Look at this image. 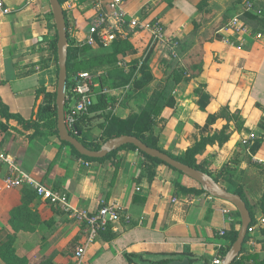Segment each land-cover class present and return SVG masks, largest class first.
<instances>
[{"label":"crops","instance_id":"1","mask_svg":"<svg viewBox=\"0 0 264 264\" xmlns=\"http://www.w3.org/2000/svg\"><path fill=\"white\" fill-rule=\"evenodd\" d=\"M234 1L124 0L131 14L164 24L179 41L178 56L153 43L149 32L130 29L117 40L129 46L118 54L117 64L122 59L129 64L136 59L148 64L160 81L172 61L181 59L184 74L173 93L176 105L164 108L156 120L158 145L181 156L202 137L224 130L227 139L207 145L197 160L221 175L222 187L243 190L258 227L254 233H247L249 238L239 256L252 254L262 261L264 32L257 35L251 28L242 49L222 40L224 27L243 11L245 0ZM4 2L11 12L0 11V98L12 116L0 118L5 125L0 126V150L14 159L22 174L66 192L72 206L95 212L104 203L116 202L121 218L88 246L78 263L74 251L86 240L83 224L38 197L31 184L6 185L4 179L11 171L8 164L1 163L0 245L13 239L17 264H157L160 260L186 257L191 264H214L219 256L223 261L222 249H227L230 234L234 229L239 232L242 224L241 215L231 202L201 191L197 181L164 164L157 166V173L150 180L143 164L145 156L138 149H121L105 161L86 160L62 143L59 135L49 134L43 121L45 134L24 125L19 118H36L43 99L40 90L57 89L58 66L53 62L39 69L37 64L49 54L44 40L53 39L57 27L49 0ZM260 4L264 9V0ZM62 6L69 40L80 46L95 15L92 0H64ZM205 29H209V34ZM192 38L202 40L199 51L185 47L184 43ZM112 45L89 46L80 57L90 59L111 53ZM108 70L103 66L96 73L102 76L103 88L108 89L109 104L105 111L88 114L86 133H82L88 142L103 135L100 124L106 113L128 118L145 106L155 87L152 84L142 99V92H135L130 83L119 84L120 73ZM252 133L256 138L249 147L243 140ZM259 139L261 144L253 152ZM180 185L192 190L185 192ZM189 196L195 198L191 203L172 202L173 197ZM0 264L8 263L0 258ZM241 264L256 263L246 259Z\"/></svg>","mask_w":264,"mask_h":264},{"label":"trees","instance_id":"2","mask_svg":"<svg viewBox=\"0 0 264 264\" xmlns=\"http://www.w3.org/2000/svg\"><path fill=\"white\" fill-rule=\"evenodd\" d=\"M61 3L64 2V0H60ZM257 9L261 7L260 0H257ZM261 9V8H260ZM66 14V11H65ZM243 18L249 26L252 28V31L254 33H262L264 32V9H261V12H247L243 15ZM68 27V25H67ZM69 37V35H68ZM57 41H58V33L57 30L55 32V36L53 39L44 40V46L50 49V52L47 56L41 58L38 61L39 69H44L52 65L54 62L58 66V52H57ZM113 51L108 54H104L101 56L91 57L90 59H81L80 54L82 52H85L88 50V45H80L75 46L73 43L69 40V46H68V60H67V102H66V112L69 107V103L71 101L72 97V87L75 83L74 76L82 70H91L90 72L96 74L100 72V67L107 66L109 69V72L118 74L120 73L122 75L120 85H126L128 83H132L133 89L135 92H142L145 91L148 87L155 86L154 90L152 91L151 95L147 99V102L145 106L139 111L132 113L128 118H122L118 115L113 114L112 112H108L105 114V120L103 123L100 124L103 135L100 137V139L88 142L87 139L84 137L82 133H86V130L84 128L85 122L87 120V116L91 112L96 111H105L108 108L109 104V97L107 93H99L97 98V102L94 103L88 112H85L81 115H78L76 117V120L71 128L72 134L77 135V133L81 132V134L78 136V139L88 148L90 149H99L101 145L107 141L110 138L118 137L120 135L126 134V135H133L138 138H140L144 143L149 145L150 147L160 149L164 151L159 145H158V137L155 133V125L156 120L158 116L163 112L164 108L166 107H175L176 105V99L174 97V90L178 84V82L181 79V76H183V72H177L176 69H174L171 72H167L165 78L158 81L155 75L153 74V71L151 70L150 66L148 64L143 63L142 65H139V61L134 59L130 61V67L129 70L126 71L124 68L119 67L117 64V56L122 51L129 48L127 42L122 41H115L112 45ZM59 69V67H58ZM103 73L102 70L100 74ZM100 79H102V76H100ZM40 92L43 94V99L41 103L38 106V111L36 113V118L31 119L29 121H26L24 119L19 118L22 122H24V125H29L35 127L36 133H46L43 130V127H47L50 129L49 134L53 135H59L57 124H58V113H57V89H55L53 92H49L45 89H41ZM5 116L7 119L11 118V114L8 112V108L6 105L2 102L0 98V118ZM41 121L46 124L45 126L41 124ZM0 126H5L0 122ZM2 127V128H3ZM227 139V136L225 135L224 130H222L220 133H215L211 136H204L202 137L198 142H196L192 147L188 148L181 156H176L172 153L166 152L172 157L180 160L181 162L188 164L192 167H196L200 170H203L204 172L210 174L214 179H216L218 182L221 180V175L216 174L212 172L208 167L201 164L197 160L198 154H201L209 144H213L216 142H222ZM262 139H259L258 142H255L252 151L255 152L257 147L261 144ZM62 143L68 145L71 147L72 151L78 155L79 157H82L86 160H92V161H105L110 158H112L119 150L131 148V149H137V147L134 144H125L121 146L119 149L112 151L109 153L106 157L103 158H93L86 155H82L79 153L74 146H72L70 143L66 141H62ZM142 152V151H141ZM145 156L144 161V167L147 172L148 178L151 180L155 177L157 173V166L159 164H164L167 167L171 169H175L172 166L168 165L167 163L163 162L162 160L150 156L144 152H142ZM236 162V159H234V163ZM177 170V169H175ZM178 171V170H177ZM180 172V171H179ZM182 173V172H180ZM183 191L187 192L189 190H192V188H187L182 185L180 187ZM201 191L205 192L203 188H201ZM235 192L242 195V197L246 200L248 208L250 209L251 216H252V222L250 225L256 223V216L253 211V207L251 204L247 201L244 192L241 188H237ZM262 203L264 204V195L262 198ZM13 216V215H12ZM14 217V216H13ZM13 223L16 224V222L13 220ZM111 228V224L108 226V228L103 231L102 233L106 234L109 232ZM229 243L227 249H222V254H226L229 247L234 243L238 236V231L233 230L230 234ZM249 237H246V240ZM0 258L7 262L8 264H17V256L15 254V249L13 247V239L10 238L9 241L3 245H0ZM246 259H253V261L256 264H263L264 260L260 261L256 256L252 254L248 255H241L239 256L233 264H241ZM130 261H132V258H130ZM171 261V259H165L160 260L157 262V264H167ZM260 261V262H259ZM133 262V261H132Z\"/></svg>","mask_w":264,"mask_h":264},{"label":"built area","instance_id":"3","mask_svg":"<svg viewBox=\"0 0 264 264\" xmlns=\"http://www.w3.org/2000/svg\"><path fill=\"white\" fill-rule=\"evenodd\" d=\"M95 9V15L90 20V25L86 36L79 41L81 45L90 47H110L115 41L125 37L130 29L147 31L150 33L153 43L167 50L172 56H178L179 41L174 35L168 33L166 27L160 21L143 19L131 14L124 6V0H92ZM257 0H245L243 11L232 17L231 21L224 27L222 40L230 45L242 49L247 41L246 35L251 34V27L244 20L243 15L247 12H261L262 7L257 9ZM0 11L4 14L11 12L4 0H0ZM228 33H232L230 37ZM260 35V33H255ZM139 62V65H142ZM118 66L128 70L130 64L126 59L118 62ZM100 74H94L90 71H79L75 76V83L72 87V97L65 120L68 128L71 130L76 117L88 112L90 107L95 103L98 91L108 93V89L103 88ZM256 135L252 133L249 138L243 140L247 146H251ZM5 163L10 167L11 175L4 180L6 185L17 187L23 183L31 184L38 197L44 201L59 207L68 215L83 224L85 228L86 240L75 248L76 262L80 263L84 258L88 246L105 231L110 224L120 220L121 212L116 202L104 203L98 211L90 212L87 209L76 208L72 206L68 194L61 190H55L44 184L35 182L28 175L22 174L14 159L4 151L0 150V164ZM88 163V162H86ZM194 197L189 196L181 199L173 197L172 202L177 203L184 201L191 203ZM228 211V210H226ZM264 223V218L260 219ZM258 223L249 225L248 233H254ZM225 234V231H222ZM222 256L214 260V264H221Z\"/></svg>","mask_w":264,"mask_h":264},{"label":"water","instance_id":"4","mask_svg":"<svg viewBox=\"0 0 264 264\" xmlns=\"http://www.w3.org/2000/svg\"><path fill=\"white\" fill-rule=\"evenodd\" d=\"M49 1L52 7V12L58 33L57 52L59 73L56 103L58 113L57 128L60 139L62 141L70 143L82 155H86L93 158L106 157L109 153L119 149L125 144H134L138 150L162 160L163 162L167 163L178 171L191 177L192 179L197 181L206 192L210 193L211 195L231 202L238 209L241 215L242 224L236 240L234 241L228 252L225 254L221 264H233V262L239 257L242 252L243 244L246 240L248 233V227L252 222L250 209L248 208L247 202L241 194L222 187L219 182L214 179V177H212L210 174L196 167H192L188 164H185L160 149L150 147L136 136L123 134L118 137L110 138L105 141L99 149L93 150L86 147L78 139V136L81 134V132L77 133V135L72 134L65 120L67 102L66 89L68 77L67 60L69 46L66 14L60 0ZM167 264H191V261L189 258L186 257L182 259H172Z\"/></svg>","mask_w":264,"mask_h":264},{"label":"rangeland","instance_id":"5","mask_svg":"<svg viewBox=\"0 0 264 264\" xmlns=\"http://www.w3.org/2000/svg\"><path fill=\"white\" fill-rule=\"evenodd\" d=\"M236 1L237 0H235L234 2L236 3ZM241 1V0H240ZM235 3H234V5H235ZM233 5V6H234ZM233 9V8H232ZM230 13H232V10L230 11ZM198 31V30H197ZM209 31V29H205V33H207V32ZM207 34H209V33H207ZM201 42H202V40L201 39H196V38H192V39H190L189 41H187V44L186 43H184V45H185V47L187 48V46H189V48H190V46L193 48V51L194 52H196V51H199V49H200V45H201ZM182 53H184V52H182ZM182 61H181V59H179V57L178 58H175V60H173L172 61V64L169 66V69H167L165 72L167 73V72H171V71H173L174 69H176L177 70V72H183V70H184V68L181 66L182 65ZM132 85V83H130V86ZM131 87H133V86H131ZM154 87V86H153ZM153 87H151V89L153 88ZM150 90V87H148L145 91H142V94L140 95L141 96V98L142 99H145L146 98V93L148 92Z\"/></svg>","mask_w":264,"mask_h":264}]
</instances>
